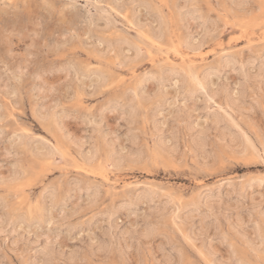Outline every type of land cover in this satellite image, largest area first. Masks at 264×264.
Listing matches in <instances>:
<instances>
[{"label": "rangeland", "instance_id": "1", "mask_svg": "<svg viewBox=\"0 0 264 264\" xmlns=\"http://www.w3.org/2000/svg\"><path fill=\"white\" fill-rule=\"evenodd\" d=\"M263 34L264 0H0V264H264Z\"/></svg>", "mask_w": 264, "mask_h": 264}, {"label": "bare ground", "instance_id": "2", "mask_svg": "<svg viewBox=\"0 0 264 264\" xmlns=\"http://www.w3.org/2000/svg\"><path fill=\"white\" fill-rule=\"evenodd\" d=\"M154 33V32H153ZM159 34V33H158ZM149 35H150V33H149ZM162 35V34H161ZM264 35V34H263ZM189 51V50H188ZM196 53V52H195ZM215 53V52H214ZM205 58V57H204ZM116 67V66H115ZM106 166V165H105ZM112 182V181H111Z\"/></svg>", "mask_w": 264, "mask_h": 264}]
</instances>
